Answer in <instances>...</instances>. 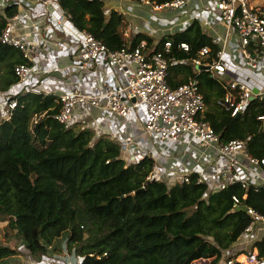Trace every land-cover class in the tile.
Returning <instances> with one entry per match:
<instances>
[{
	"label": "trees",
	"instance_id": "obj_1",
	"mask_svg": "<svg viewBox=\"0 0 264 264\" xmlns=\"http://www.w3.org/2000/svg\"><path fill=\"white\" fill-rule=\"evenodd\" d=\"M53 2L68 14L72 28L88 31L109 50L140 45L150 55L169 41L166 57L174 60L167 67L169 86L195 80L203 101L199 118L217 134L218 143L240 140L247 154L264 158L263 121L257 119L264 115V101L254 97L230 116L222 102V83L188 62L201 47L209 50L200 59L204 64L215 60L219 50L196 20L153 42L140 32L125 37L123 15L114 9L106 12L102 0ZM17 7L8 0L0 9V31ZM179 42L187 44V51L177 48ZM16 64L30 63L0 43V92L18 82ZM11 100L15 106L0 120V221L6 226L1 241L16 237L31 258L45 256L48 246L58 249L64 236L65 249L78 264H190L199 259L217 264L249 222L246 212L235 207L244 205L264 216V185L233 182L210 189L205 181H196V172L187 174V182L167 185L150 178L151 156L126 164L118 144L105 134L95 135L79 122L58 123L57 95L29 90L6 98ZM1 241L0 261L19 254ZM263 246L264 234L251 248L262 254Z\"/></svg>",
	"mask_w": 264,
	"mask_h": 264
},
{
	"label": "built area",
	"instance_id": "obj_2",
	"mask_svg": "<svg viewBox=\"0 0 264 264\" xmlns=\"http://www.w3.org/2000/svg\"><path fill=\"white\" fill-rule=\"evenodd\" d=\"M7 1L0 0V9ZM23 1L15 0L18 5ZM28 1L40 2L46 8L49 5V0ZM131 1L140 3L151 11H160L180 9L185 6L188 0ZM210 4L220 20L234 30L237 37L236 46L243 67L252 71L264 69V9L251 6L249 0H207V4L202 8L210 10ZM48 15H50V11L46 9L44 16ZM65 17L68 18V14L61 12L57 17L59 25ZM17 20V13L7 19L0 31V43L15 48L22 58L29 61L38 48H44L47 45V25L42 23L39 26L37 30L39 38L38 41H34L22 38L15 33L13 25ZM77 33L76 58L83 67L90 66L99 57H102L111 67L123 70L124 78L115 87H101L97 92L90 94L80 92L76 83L71 85L68 91L57 95L60 107L54 118L58 123L68 125L74 122L76 117L74 112L78 107L98 108L107 115H114L122 119L129 116L138 106L144 105V120L140 127L142 134L160 142L177 143L183 136H188L198 143L215 145L217 155L224 160V169L219 180L212 183L210 189H223L233 182H238L241 187H245L248 182H251L247 176L250 170L256 168L260 172H264V158L257 159L247 154L244 142L240 140H230L219 144L217 134L207 122L199 118L203 109V101L195 80L173 88L169 86L166 81L167 67L174 61L168 60L166 57L171 48L169 41L163 43L161 51L148 55L149 51L141 52L140 45L133 48L122 47L117 50H109L88 31L83 29ZM212 40L216 43L214 39ZM177 48L187 51L188 46L184 42H179ZM208 51L207 46L201 47L197 52V57L190 58L188 62L194 67L208 66L207 70L222 83L226 89L222 102L229 110L230 116L239 114L250 98L256 97L264 101V81L259 90L253 93L244 83L231 78L234 76L219 60L222 54L220 49L216 52L215 60L207 64L201 63L200 59L204 58ZM29 72L28 65L16 64L13 66V74L18 82L24 81ZM0 97L6 100L8 96L3 97L0 94ZM14 106V100L6 101V117ZM257 119L263 121L264 129V115L257 116ZM113 141L118 144L120 156L126 164L133 163L144 155L152 157L151 150L137 146L133 136L129 133H124L119 139ZM241 158L246 162L243 163ZM187 174L181 175L179 181L187 182ZM154 177L155 165L150 174V178ZM196 181L203 180L198 176ZM255 184L264 185V180ZM231 199L234 204H238V199L235 196H232ZM245 212L249 216V222L240 237H248L255 233L256 238L259 239L264 234V216L250 207H246ZM48 247H46V252ZM59 249L66 252L65 240L61 242ZM262 251V254H259L253 247L250 251L237 252L234 254L236 256L227 257L223 264H232L234 261L241 264H264V246ZM61 260L62 264H76L77 258L71 251L70 253L66 252Z\"/></svg>",
	"mask_w": 264,
	"mask_h": 264
},
{
	"label": "crops",
	"instance_id": "obj_3",
	"mask_svg": "<svg viewBox=\"0 0 264 264\" xmlns=\"http://www.w3.org/2000/svg\"><path fill=\"white\" fill-rule=\"evenodd\" d=\"M102 2L106 12L114 9L123 15L125 20L123 35L127 38L140 32L156 42L161 36L178 32L196 20L202 31L216 41L222 51L219 60L234 76H230L231 78L244 83L253 93L259 90L264 81V69L252 71L243 67L234 30L222 22L212 8L207 11L201 9L207 4V0H188L180 9L160 11H151L148 7L131 0ZM196 3L199 4L200 12L192 16L190 10ZM250 5L264 9V0H252ZM46 9L50 11L48 16H44ZM61 12L53 0H49L47 8L40 2L24 0L19 3L18 20L13 25L15 33L22 38L38 41L37 30L43 23L47 25V45L38 48L30 57V72L26 79L5 90L9 92V96L29 90L58 95L68 91L75 83L80 92L90 94L97 92L101 87H115L124 78L123 70L111 67L102 57L88 67L81 65L76 58L77 30L71 27L66 17L60 21L61 25L58 24L57 17ZM17 88H19L17 92H10ZM5 91L0 92L3 97L8 96L5 95ZM74 115H76L74 122L91 127L95 135L105 134L115 140L124 133L131 134L137 146L151 150L155 177L167 185L179 181L181 175L196 172L210 188L212 183L219 180L224 169V160L217 155L215 145L201 144L188 136H183L177 143L160 142L142 134L140 127L144 120V107L138 106L129 116L122 119L107 115L98 108L78 107ZM241 160L243 163L246 162L243 158ZM247 176L254 184L264 180V172L256 168L250 170ZM255 240H257L255 233L248 237H239L230 248L237 247L241 251H250Z\"/></svg>",
	"mask_w": 264,
	"mask_h": 264
},
{
	"label": "rangeland",
	"instance_id": "obj_4",
	"mask_svg": "<svg viewBox=\"0 0 264 264\" xmlns=\"http://www.w3.org/2000/svg\"><path fill=\"white\" fill-rule=\"evenodd\" d=\"M211 8L212 4H210ZM203 9V8H201ZM207 11V10H205ZM200 12V7L199 4L196 3L194 4L193 8L190 10V15L192 16H196L198 13ZM19 88L17 89H12L10 90L11 93H14L18 91ZM7 91V90H6ZM5 91V95L9 96V92ZM140 107H144V105H140ZM7 114V110H6V100L2 97H0V120L2 118H4V116ZM196 141V140H195ZM6 231V226H5V222L0 221V241L2 240V234ZM65 240L64 236H61L59 238V243H58V249H53V247H48L47 248V252L45 254V256L40 257L39 259L36 258H31L30 256L27 255L26 251L24 250V248L21 246L20 244V240L17 239L16 237H12L11 235H9V239H4V241H1L2 244H7L9 246H13L19 249V254L14 256V257H9L6 259H3L0 261V264H7L10 262H20V263H25V264H61V262H63L61 260V262L58 261L57 258L65 256L66 252L65 250H60V246H61V242H63ZM237 252H246L244 250H239L237 247H232L229 248L228 250L223 251L221 259L218 261L217 264H223L225 259H227V257H231L233 256L235 253ZM54 255V258H52L51 256ZM79 263V260H76V264ZM190 264H208V260H204V259H199V260H195L193 262H191Z\"/></svg>",
	"mask_w": 264,
	"mask_h": 264
},
{
	"label": "water",
	"instance_id": "obj_5",
	"mask_svg": "<svg viewBox=\"0 0 264 264\" xmlns=\"http://www.w3.org/2000/svg\"><path fill=\"white\" fill-rule=\"evenodd\" d=\"M195 68L196 69H206L207 70L208 69V66H206V65H199L198 67H195ZM249 100H251V98ZM235 209H239V210L245 211L246 207L244 205H238V206L235 207Z\"/></svg>",
	"mask_w": 264,
	"mask_h": 264
}]
</instances>
